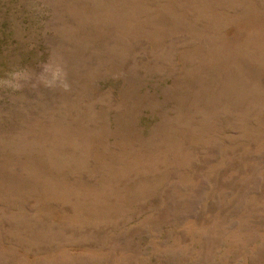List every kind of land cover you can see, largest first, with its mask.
Returning <instances> with one entry per match:
<instances>
[{
	"label": "rangeland",
	"instance_id": "1",
	"mask_svg": "<svg viewBox=\"0 0 264 264\" xmlns=\"http://www.w3.org/2000/svg\"><path fill=\"white\" fill-rule=\"evenodd\" d=\"M0 264H264V0H0Z\"/></svg>",
	"mask_w": 264,
	"mask_h": 264
}]
</instances>
